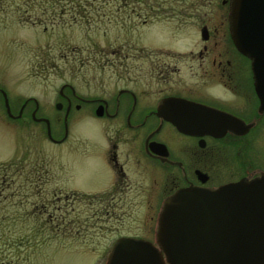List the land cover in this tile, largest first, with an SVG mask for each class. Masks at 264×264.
Returning <instances> with one entry per match:
<instances>
[{"label":"flooded vegetation","instance_id":"1","mask_svg":"<svg viewBox=\"0 0 264 264\" xmlns=\"http://www.w3.org/2000/svg\"><path fill=\"white\" fill-rule=\"evenodd\" d=\"M193 3L133 9L139 19L129 28L134 37L104 44L96 54L114 84L83 95L68 84L57 91L53 108L60 136L51 132L37 99L10 95L0 81V153H41L37 145L9 144L12 135L23 137L35 124L60 145L68 141L72 113L99 123L98 138L84 140L82 153H54L57 164L63 155L67 169V203L96 206L106 221L118 222L125 214L138 221L135 231L118 232L101 248L106 257L99 264H106L120 237L149 241L163 252L155 238L157 220L177 191L216 189L264 175V110H259L251 60L231 37V0ZM198 105L218 112L219 118L204 121L213 126L198 127ZM76 143L69 144L73 151ZM55 194L59 201L61 193ZM219 242L226 240L212 238L211 247Z\"/></svg>","mask_w":264,"mask_h":264},{"label":"rangeland","instance_id":"2","mask_svg":"<svg viewBox=\"0 0 264 264\" xmlns=\"http://www.w3.org/2000/svg\"><path fill=\"white\" fill-rule=\"evenodd\" d=\"M193 1L203 5L207 0ZM191 2L91 0L87 4L94 6L81 17L74 16L68 7L74 2L69 0H0V81L10 95L37 99L51 132L60 136L63 130L53 108L57 91L68 84L83 95L114 84L111 71L102 67L96 54L104 44L134 37L129 28L139 19L133 9L145 12L143 8L151 5ZM161 18L160 14L155 20ZM98 124L82 112L72 113L66 122L69 142L60 145L48 141L44 127L36 124L23 137L11 136L10 148L16 143L27 149L37 145L42 152L0 153V169L6 166L0 170V264H99L105 261L101 248H107L116 233L136 230L138 221L130 214L118 222L106 221L98 207L64 199L69 192L67 169L63 155L57 164L54 153H82L84 140L98 138ZM74 141L75 151L69 147ZM57 192L59 201L54 199Z\"/></svg>","mask_w":264,"mask_h":264},{"label":"water","instance_id":"3","mask_svg":"<svg viewBox=\"0 0 264 264\" xmlns=\"http://www.w3.org/2000/svg\"><path fill=\"white\" fill-rule=\"evenodd\" d=\"M229 23L236 48L251 60L262 111L264 0H231ZM215 118L217 111L198 105V127L213 126L204 121ZM155 238L163 252L149 241L118 238L106 264H264V175L216 189L177 191L161 208ZM212 238L226 242L212 248ZM234 239L238 241L232 243Z\"/></svg>","mask_w":264,"mask_h":264},{"label":"trees","instance_id":"4","mask_svg":"<svg viewBox=\"0 0 264 264\" xmlns=\"http://www.w3.org/2000/svg\"><path fill=\"white\" fill-rule=\"evenodd\" d=\"M53 1H55V0H51V2H53ZM69 1L74 2L73 5L68 6L74 12V16L79 15V16L83 17L84 14L86 13V8L91 7L93 5V3H91L92 5L87 4V2H91V0H69ZM57 3H59V1ZM50 5H52V3H50ZM60 7H64V9H66V7L63 5Z\"/></svg>","mask_w":264,"mask_h":264}]
</instances>
